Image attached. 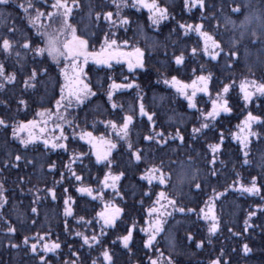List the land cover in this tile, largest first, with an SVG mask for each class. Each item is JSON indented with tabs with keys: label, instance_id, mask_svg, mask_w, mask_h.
I'll use <instances>...</instances> for the list:
<instances>
[{
	"label": "trees",
	"instance_id": "1",
	"mask_svg": "<svg viewBox=\"0 0 264 264\" xmlns=\"http://www.w3.org/2000/svg\"><path fill=\"white\" fill-rule=\"evenodd\" d=\"M15 2H20V0H15ZM81 2L84 6L83 12H75L73 21L77 23L78 34L88 23L86 19H83L87 13L88 4L96 5L97 11L111 10L115 12L114 7L110 6V0H81ZM214 2L218 3V0H206L208 4ZM158 3L162 7H167L170 16L175 18L164 21L159 28L152 26L148 21L150 14L147 9L137 11L134 8H126L124 14L133 21L127 28L125 26L113 28L107 22L102 21L99 28L94 27L89 30L88 34L92 37L88 48L90 52L97 51L103 42V34L111 31L118 38V43L122 44L124 40H128L129 49L140 47L145 52V69L129 72L125 64L112 65L111 69L102 66L96 67L92 62L86 64L84 69L86 82L90 84L93 91L97 92V96L91 98V101L84 105L73 104L68 112L64 113L69 120H73L76 125H79V127L63 125L65 135L69 137L67 152L61 149H44L42 143L39 148L32 147L27 152H23L19 142L12 139L11 127L7 130L0 128V169H3L4 162L9 158L6 153L23 152L29 159L37 161L36 167L25 165V161L22 160L20 161L21 167H9L0 171V182L4 183L7 190L5 195L8 197V204L2 213L3 219H7L18 229L14 236H10L6 233V228L2 226L3 220H0V264H37V259L33 258L28 252L27 246L23 245V237L25 235L34 236L37 232L43 235L49 230L51 235L46 238L45 242H53L57 236L62 242V248L58 253H49L53 264H63L64 260L76 259L67 247L69 244L72 245V251L79 248L81 259L87 258V264H91V260L97 258L99 248L96 250H89L86 246L80 248L81 241L75 232L80 231L87 234H91L93 231L99 232V225L95 224V221H93V225H87L78 224L77 220L80 216L92 220L103 205L100 200H93L87 195L78 193L76 188L80 186L96 188L97 179H102L103 173L108 169L103 164H94V156H91L90 159L85 158L83 163L79 160L71 163V168L84 177L81 183L75 181L74 177L69 178L70 173L63 165L70 163L74 153H90V146L79 139L81 131H93L94 135L107 133L111 135L114 142H117L115 133H112L111 129L106 130L104 125L99 123L101 120L113 117L119 119L116 113L110 114L108 110L110 106L104 103L105 93L113 80L118 84L131 83L139 86L138 88H122L116 91L114 99L117 103H122L127 110L128 105H138L137 96L141 95L144 97L146 109L149 112H156L155 120L167 134H174L175 129L179 127L185 137V142L181 144L179 140L173 141L166 136L168 144L163 148L155 145L148 148L146 146L149 142L143 141L141 137L148 134L150 126L146 117L137 116L136 126L132 130V141L136 148L145 149V155L138 164L133 159H129L124 142L118 141V148L113 152L111 171L113 173L125 172V177L120 181L124 199L120 200L117 197L115 202L125 209L126 215L118 228L108 230L105 244L111 245L112 240L123 234L125 225L130 224L131 220L137 221V231L134 233L135 242L129 249L123 248L119 241L116 245H111L110 251L114 254L115 264H148L150 257L156 258L158 255L154 249L142 248L141 237L144 234L139 229L146 226L144 224L147 215L145 210L151 206L152 201L142 197L141 191L143 187L145 191L158 192L164 190L165 186H155L149 189L147 181H141L138 178L146 168L153 165L161 166V162L164 172L170 177L167 191L175 196L180 205L194 207L197 210L201 207L206 208L205 202L213 195V188L217 192H225L227 189L225 195L215 200L214 211L219 218L220 230L211 237V243H208L207 233L209 222L198 218L197 213L186 216L177 212L168 218L166 231L158 236L155 245L156 249L164 253V258L171 255L176 264H210V261L220 257L221 251H223L221 259L228 261V264H264V215L258 213L249 221L252 227L247 232L244 231L247 227L245 224L247 213L253 210L257 204L264 203L261 200L264 191L261 195L250 196L229 187L237 180L248 185L251 176H264V167H262L264 165V140L251 138V152L248 157L250 163L243 164L244 157L240 151V145L232 138V133L237 132V125L244 119L248 110L264 116V98L254 99L253 103L245 109L238 88L239 82L246 77L264 81V48L259 43L253 44L248 39H244L239 46V60L233 63L231 69L225 68V64L229 62L227 57L211 61L209 57L203 56L201 53L195 58H190V49L200 41V37L195 32H190L185 36L182 31L173 32L172 29L176 28L178 22L193 25L203 23L205 30L217 36L227 51L231 46L233 35L239 36V30L234 32L231 25L225 26L223 23V16L230 14L228 4H225L223 14L217 16V20L220 22V28L217 30L215 27L217 20H203L201 13L196 9H185L183 0H158ZM236 3L261 6V0H236ZM105 5L109 6L105 7ZM42 10L51 9L47 7ZM0 11L6 14L11 13V19L7 21L9 25L15 23L22 29L26 27L27 22L21 18L23 13L18 8L4 9L0 7ZM247 11L244 9L241 13L232 14V19L239 24ZM138 27L143 31L138 32ZM254 27V25L250 26V28ZM28 31L31 34L35 33V29H28ZM4 32L3 25H0V34H4ZM93 32H95L94 36ZM200 42L202 45V41ZM182 51L185 52L186 63L178 66L174 62V53L180 54ZM45 66H50L48 79L51 81V85L47 88L46 94L41 89L40 95H25L24 98L28 99L29 103L27 109L21 106L17 111L16 99L23 93V83L19 76L14 85L8 86L5 92H0V99L6 100L8 103L7 107L0 104V116L8 119L10 124L32 119L41 120V117L36 115L42 110L41 100L44 101V108H51L55 111V101L52 97L55 95L58 98L59 84L63 83L60 70L64 67V62L61 60L58 67L51 58H48ZM201 66L206 69L203 74H207V72L213 74V82L209 86L212 98L215 97L216 91L222 87L221 82L226 83L229 79L236 80V88L231 93L230 99L233 113L230 118L221 119L216 124L215 130L210 131L207 136L202 135L197 139H192L190 132L196 122V116L193 115L195 110L188 109L187 101L176 92L175 88L165 85L163 79L170 80L171 76L175 75L181 81L191 83L196 75L202 74ZM193 69L196 70L195 73ZM11 70L12 68L9 69V71ZM50 99H52L51 103L48 102ZM196 100L197 108L205 111L211 108L209 96L197 94ZM57 123L59 121L53 117L47 127L56 126ZM221 129L224 130L226 139L223 154L217 156L218 176L209 177L208 170L211 165L207 161L211 158L212 153L208 146L216 142V134ZM254 130L262 131L256 126H254ZM51 162H55L57 170L50 173L48 165ZM40 165H43V169ZM61 172L64 173L65 179L62 184L55 183L60 181L59 173ZM21 177L24 178L23 183L20 182ZM195 183H201L202 190H197ZM153 184L158 185V182L154 181ZM52 187H55L56 190L57 198L55 200L45 191ZM64 188L68 189L67 193H64ZM37 196L42 199L36 205L39 209V216L36 217L37 223L32 225L33 214L30 212V207L33 206L32 201ZM66 197H71L75 201L71 205L74 215L70 217H65L63 214V200ZM111 198V190H108L105 200ZM142 199L143 205L141 206ZM154 199L155 196L152 197V200ZM65 219L68 221L70 232L64 231ZM189 232L194 236L193 241L186 239ZM170 237H175L176 247L174 249L169 247ZM10 240L19 244L20 248H11ZM201 240L204 241V246L197 248L195 244ZM244 244H247L252 251L245 254Z\"/></svg>",
	"mask_w": 264,
	"mask_h": 264
},
{
	"label": "snow or ice",
	"instance_id": "2",
	"mask_svg": "<svg viewBox=\"0 0 264 264\" xmlns=\"http://www.w3.org/2000/svg\"><path fill=\"white\" fill-rule=\"evenodd\" d=\"M228 4L230 9L229 15L223 16V23L225 26L231 25L234 32L239 30V36L233 35L231 38V46L225 51V47L217 38L205 30L203 23L186 24L177 23L176 28L172 31L176 32L180 30L185 36L190 32H195L199 37L195 46L190 49V58H195L201 53L203 56L209 57L211 61L219 60L222 57H227L225 64L226 69H231L234 62L239 60V46L244 39H248L251 43H259L264 48V0H261V6L257 7L253 4H237L236 0H218V3L211 4L206 3V0H183V6L185 9H196L201 13V18L206 21L217 20V16L222 15L224 12L225 4ZM109 5H105L107 7ZM110 6L114 7L115 12L109 11H97L96 5L88 4L87 13L83 19L87 20V25L80 34H78L77 23H74L75 12H83L84 6L81 0H0V7L7 9L9 7H16L22 13L21 17L27 22L25 28L18 27L15 23L9 25L7 21L11 19V13H5L0 11V25H3L5 32L0 34V92H5L8 86L14 85L18 76L23 83V93L16 99L17 111L21 106L27 109L29 107L28 99L24 98L25 95H40L41 89L46 94L47 88L51 85V81L48 79L50 66H45L48 58L59 67L61 60L64 62V67L60 70V75L63 77V83L59 84L58 98L53 95L52 99L55 101V111L51 108H44V101L41 100L42 110L37 112L36 115L41 117V120H27L17 121L12 124L9 120L3 116H0V128L5 130L11 127V135L13 140H17L22 147L23 152H27L30 148H39L42 143L44 149L57 150L61 149L65 152L69 150V137L65 135L64 124L68 127H79L73 120H69L64 113L68 112V109L73 104L84 105L91 101V98L97 96V92L93 91L92 87L86 82V74L84 68L80 63L83 58V64L86 65L91 59L98 65H106L108 68H112V61L116 64H126L129 72H134L136 69H145V52L140 47H134L131 51H124L123 48L129 46L128 40H124L118 43V38L114 32H107L103 34L102 47L99 52H89V43L92 38L88 33L90 29L99 28L101 22H107L111 27L118 28L120 26H130L133 21L128 15L124 14V9L134 8L137 11L140 9H147L148 21L152 26L157 28L169 19H175L171 17L167 7H162L158 0H110ZM50 7L51 10H42ZM248 11L244 14V19L239 24L232 19V14L241 13L242 10ZM210 13V14H209ZM47 21V23H43ZM82 22V21H81ZM255 26L250 28V26ZM216 29L220 28V22L217 20L215 25ZM28 29H35V33H29ZM102 31V29H101ZM143 29L138 27V32H142ZM259 33V35H258ZM95 35V32L92 33ZM38 37V39H37ZM174 62L176 65H184L186 63L185 52L180 54L174 53ZM12 68L11 71L9 69ZM69 69H71L69 71ZM195 69L193 72L195 73ZM200 71L202 74L196 75L191 83H185L177 78V76H171L163 79L165 85H170L175 88L176 92L187 101V108L195 110L193 115L196 116V122L191 127L190 136L192 139H197L200 136H207L210 131H214L216 124L221 119L230 118L233 113V106L230 104L231 93L236 88V80L229 79L228 82L222 83V87L216 91L215 97L212 98L210 92V84L213 82V74L206 72V69L201 66ZM26 73V74H25ZM111 80V77H109ZM127 80V77H125ZM102 86V85H101ZM133 87H139L131 83L118 84L114 80L109 85L108 90L105 93L106 99L104 103L109 105V112L116 113L119 116L117 120L115 117L108 120H101L99 123L104 125V128L111 129L112 133H115L117 142H114L110 134L101 133L94 135L93 131H81L79 139L83 140L90 146V153L80 152L79 154H73L69 164H64L63 167L68 170L70 177H74L75 181L83 182L84 177L77 174L75 170L71 168V163H75L79 160L83 163L85 158L91 156L95 157L94 164H103L108 171L103 173L102 179H97V187L80 186L76 188V191L82 195H87L93 200H100L103 207L100 211L95 213L92 220L85 219L84 216H80L77 220L78 224L99 225V232L93 231L91 234L77 231L75 235L80 238V248L85 246L89 250H96L99 248V254L97 258L91 260V264H115L113 259V253L110 251L111 245H116L117 241L122 244L123 248L129 249L135 242L134 233L137 231V221L131 220L130 224L125 225L123 234L116 237L111 241V245L105 244V238L108 236V230L116 229L120 223H123V217L126 215L125 209L115 202L118 197L120 200L124 199L120 189V181L125 177V172L120 171L113 173L112 158L114 150L118 148V141H123L127 147L129 159H133L137 164L142 160L145 155L144 148H136L132 141V130L136 126L137 116L146 117L147 123L150 126L148 134L142 135V140L149 142L146 147L151 148L153 145L163 148L168 144V139L179 140L181 144L185 142V137L181 132V129L177 127L174 134H167L161 126L156 122V112H149L144 104V97L137 96L138 105H128L127 110L122 103H117L114 99L115 92L120 89H128ZM240 98L243 100L245 109L248 108L254 101V99L264 98V81L257 79L244 78L238 85ZM29 90L30 93H29ZM197 93H204L211 99V108L207 111L197 108ZM52 99L48 102L51 103ZM0 104L5 107L8 106L6 100L0 99ZM259 107V105H257ZM59 121L56 127L51 131L55 133L59 130V135L49 136L48 123L52 118ZM183 119V118H181ZM254 126L259 127L262 131H255ZM95 127V125H94ZM160 130H157V129ZM238 131L232 133V138L237 140L240 145V151L243 153V164H249L248 159L251 152V139L256 138L264 140V116L254 114L251 110L246 112L244 119L237 125ZM26 134V135H24ZM217 140L215 143L209 144V149L212 153L211 158L207 163L211 165L209 168V177H217L218 172L216 170L217 156L223 154V148L225 143L224 130L221 129L217 134ZM75 136V133H73ZM39 142V143H38ZM23 152L16 154L6 153L9 157L3 164V169L9 167L19 168L21 167L20 161H25V165H32L36 167L37 161L29 159ZM43 169V165H40ZM264 167V165H262ZM3 169H0L2 171ZM49 172H55L56 164L51 162L48 165ZM60 181L55 183H61L65 179L64 173H59ZM141 181H147L149 189L155 186H165L164 190L154 192L151 190L145 191L142 187V197L151 200V206L146 211V218L144 219L145 227L139 229L144 235L141 237L142 248L154 249L158 252L156 258H149L148 264H176V261L169 255L164 258V253L155 248L157 238L161 233L166 231V225L168 224V218L172 217L174 213H181L189 215L197 213L198 218L204 221H211L210 226L207 228L208 243H211V237L214 236L220 230L219 218L215 214V200H218L225 192H217L215 188L212 189L213 195L206 201V208L201 207L199 210L194 207H187L186 205H180L174 195L167 191V184L170 177L164 172L161 166H151L146 168L138 178ZM195 179V176H194ZM157 181L158 185H154L153 182ZM20 182H24V178H20ZM229 187L235 188L236 191L246 193L250 196L261 195L264 191V176H251L248 185H245L239 180L234 181ZM197 190H202L201 183H195ZM108 190H111L112 198L105 200V196ZM6 188L3 182H0V220H3V227L6 228V233L10 236H14L17 233V226H14L7 219H3V209L8 204V197L5 195ZM46 193L51 195L55 200L56 190L55 187L47 188ZM64 193L68 192L67 188L63 189ZM155 199L152 200V197ZM42 197L37 196L32 201L30 212L33 214L31 217V224L37 223L36 217L39 216V209L36 205L39 204ZM261 200L264 201V195L261 196ZM75 201L71 197H66L63 200L64 204V216L70 217L74 215V210L71 207ZM143 205V199L140 201ZM171 208V211H169ZM260 213L264 215V203L257 204L253 210L248 211L247 218L245 219L244 231L247 232L252 224L249 221L253 217H256ZM23 223V221H21ZM64 231L70 232L67 219L64 221ZM231 231V229H229ZM51 235V231L44 232L43 235L37 232L34 236L23 237V245L27 246L28 252L33 258L37 259V264H53L52 258L49 253L56 254L62 248V242L59 236L56 237L53 242H45L46 238ZM188 241H193L194 236L189 232L186 235ZM34 241V242H30ZM169 247L174 249L176 247L175 237H170L168 240ZM9 246L13 249L20 248V245L9 241ZM197 248L204 246V241L201 240L195 244ZM71 255L76 257L72 260H64L63 264H87V258L81 259L79 248L72 251V245H67ZM245 254L251 252L247 244L243 245ZM223 251L221 256L210 261V264H228V261L222 260Z\"/></svg>",
	"mask_w": 264,
	"mask_h": 264
},
{
	"label": "rangeland",
	"instance_id": "3",
	"mask_svg": "<svg viewBox=\"0 0 264 264\" xmlns=\"http://www.w3.org/2000/svg\"><path fill=\"white\" fill-rule=\"evenodd\" d=\"M43 23H47V21H43ZM101 47H102V44H101V46L98 48V50L96 51V52H99L100 51V49H101ZM122 50H124V51H131L132 49H129L128 47L127 48H123L122 47ZM89 51V50H88ZM90 52V51H89ZM89 62H92L96 67H100V66H102V67H107L106 65H98V64H96L94 61H92L91 59H89V61H88V63ZM80 63L82 64V66H83V68L85 69V66L86 65H84L83 64V58H81V61H80ZM112 65H116V63H115V61H112ZM126 65V64H125ZM126 67H127V65H126ZM71 69H69V71H70ZM62 81H63V77H62ZM197 94H204V93H197ZM205 95V94H204ZM56 126H52L51 128H48L50 131H49V136H52V135H59V130H57L55 133H53L51 130L52 129H54ZM237 131H238V129H237ZM24 135H26V134H24ZM251 139V138H250ZM238 144H239V142L237 141V140H235ZM206 210H207V208H205ZM169 211H171V209L169 208ZM205 222H209V224H211V221L209 220V221H205Z\"/></svg>",
	"mask_w": 264,
	"mask_h": 264
}]
</instances>
